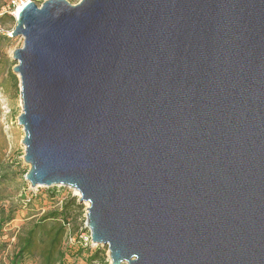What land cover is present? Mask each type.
I'll list each match as a JSON object with an SVG mask.
<instances>
[{"label": "water", "instance_id": "water-1", "mask_svg": "<svg viewBox=\"0 0 264 264\" xmlns=\"http://www.w3.org/2000/svg\"><path fill=\"white\" fill-rule=\"evenodd\" d=\"M10 37L24 179L111 264H264V0L28 1Z\"/></svg>", "mask_w": 264, "mask_h": 264}, {"label": "rangeland", "instance_id": "rangeland-1", "mask_svg": "<svg viewBox=\"0 0 264 264\" xmlns=\"http://www.w3.org/2000/svg\"><path fill=\"white\" fill-rule=\"evenodd\" d=\"M14 1L19 3L30 1L40 6L46 0ZM66 1L76 5L80 0ZM10 2L11 0H0V210L4 209L5 213L10 212L13 220L0 229V264H10L12 255L17 250V237L22 230L47 212L60 210L65 203L72 234L65 242L69 251L66 264H87V258L96 251H100V258L94 264H111L106 247L94 246L90 242H87L86 246L83 242L88 236L86 229L88 205L79 203L76 191L61 186L31 188L24 179L30 167L23 159L24 132L18 125V117L22 112L20 88L18 77L12 72L16 64L12 59V53L21 48L22 39L10 37L15 26L14 14L17 10L13 9L9 12ZM7 12L10 18L4 16ZM79 251L83 252L79 253ZM22 264H39V262L37 259H25Z\"/></svg>", "mask_w": 264, "mask_h": 264}, {"label": "trees", "instance_id": "trees-1", "mask_svg": "<svg viewBox=\"0 0 264 264\" xmlns=\"http://www.w3.org/2000/svg\"><path fill=\"white\" fill-rule=\"evenodd\" d=\"M8 9L10 12L13 7H8ZM7 14L8 12L4 16L10 18ZM70 200L72 201V198ZM67 212L65 203L60 210L47 212L28 228L22 230L17 237V250L12 255L10 264H22L25 259H37L39 264H66L69 251L65 242L72 235ZM11 220H13V215L10 212L5 213L4 209L0 210V229ZM82 252L79 251V253ZM99 253L100 251H96L88 257L87 264H94L100 258Z\"/></svg>", "mask_w": 264, "mask_h": 264}, {"label": "built area", "instance_id": "built-area-1", "mask_svg": "<svg viewBox=\"0 0 264 264\" xmlns=\"http://www.w3.org/2000/svg\"><path fill=\"white\" fill-rule=\"evenodd\" d=\"M19 4L23 5L22 2L19 3L18 1L11 0L10 5L8 7H13V9H16ZM86 229H87L88 236H87V238H85L84 240L82 239V240H83L84 244L87 246V242L92 243V241H91L90 232L87 228V225H86ZM93 245H95V244H93ZM95 246H97V245H95Z\"/></svg>", "mask_w": 264, "mask_h": 264}, {"label": "bare ground", "instance_id": "bare-ground-1", "mask_svg": "<svg viewBox=\"0 0 264 264\" xmlns=\"http://www.w3.org/2000/svg\"><path fill=\"white\" fill-rule=\"evenodd\" d=\"M25 3H23V5H24ZM20 5V6H19ZM18 6H17V10L15 11V17H16V15H17V13L20 11V9H21V7L23 6L22 4H19ZM78 193V192H77ZM79 196V195H78ZM87 204V203H86ZM88 205V204H87ZM95 246V245H94Z\"/></svg>", "mask_w": 264, "mask_h": 264}]
</instances>
